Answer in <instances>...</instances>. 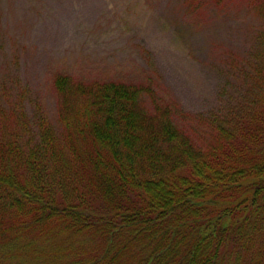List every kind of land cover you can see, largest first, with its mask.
I'll list each match as a JSON object with an SVG mask.
<instances>
[{
	"label": "trees",
	"instance_id": "obj_1",
	"mask_svg": "<svg viewBox=\"0 0 264 264\" xmlns=\"http://www.w3.org/2000/svg\"><path fill=\"white\" fill-rule=\"evenodd\" d=\"M251 76L201 144L134 86L57 78L62 133L42 120L22 143L0 124V264L48 240L81 250L42 264H264V71Z\"/></svg>",
	"mask_w": 264,
	"mask_h": 264
},
{
	"label": "rangeland",
	"instance_id": "obj_2",
	"mask_svg": "<svg viewBox=\"0 0 264 264\" xmlns=\"http://www.w3.org/2000/svg\"><path fill=\"white\" fill-rule=\"evenodd\" d=\"M254 70L264 71V0H0V124L22 143L42 120L62 133L59 77L134 86L146 112L173 108L174 124L205 143L251 97ZM79 244L40 242L8 264Z\"/></svg>",
	"mask_w": 264,
	"mask_h": 264
}]
</instances>
